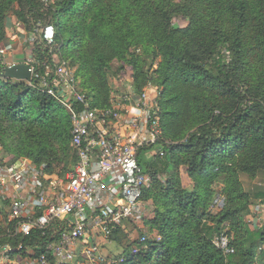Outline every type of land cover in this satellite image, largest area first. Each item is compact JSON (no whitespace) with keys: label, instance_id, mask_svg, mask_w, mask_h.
I'll list each match as a JSON object with an SVG mask.
<instances>
[{"label":"trees","instance_id":"16d2710c","mask_svg":"<svg viewBox=\"0 0 264 264\" xmlns=\"http://www.w3.org/2000/svg\"><path fill=\"white\" fill-rule=\"evenodd\" d=\"M9 15L25 34L41 31L29 43L34 75L75 69L92 108L111 109L109 77L126 69L136 97L156 90L160 140L140 147L137 163L150 176L142 200L153 213L144 224L160 239L133 255L126 249L116 264H264V226L252 230L246 221L251 206L264 205V0H0V42ZM174 18L187 25L174 26ZM5 67L0 60L8 163L24 158L64 177L77 162L69 112L39 80L5 78ZM242 177L263 184L245 190ZM216 199L222 206L212 213ZM222 233L232 254L212 244Z\"/></svg>","mask_w":264,"mask_h":264},{"label":"built area","instance_id":"2783aa9c","mask_svg":"<svg viewBox=\"0 0 264 264\" xmlns=\"http://www.w3.org/2000/svg\"><path fill=\"white\" fill-rule=\"evenodd\" d=\"M42 34L48 44L52 42V27ZM62 65L44 76L34 75L29 65L28 86L39 80L40 90L69 112L77 162L64 177L48 174L28 159L0 164V264H68L76 256V245L92 238V233L107 239L127 222L137 224L146 208L142 196L149 178L138 166L137 153L161 135L148 88L136 97L135 105L113 102L110 110H99L79 91L73 71ZM145 241L142 237L138 244ZM212 244L224 254L233 253L224 233ZM137 252L135 248L131 254ZM81 254L94 264L103 261L95 245Z\"/></svg>","mask_w":264,"mask_h":264},{"label":"rangeland","instance_id":"374dc122","mask_svg":"<svg viewBox=\"0 0 264 264\" xmlns=\"http://www.w3.org/2000/svg\"><path fill=\"white\" fill-rule=\"evenodd\" d=\"M173 1L179 2L180 0ZM172 24L178 27H185L187 25V21L183 18H174ZM21 28L22 25L20 21H18L14 16L9 15L7 17L5 29L6 38L3 42H0V60H2V63L5 64L6 67H10L20 63H27L30 65V62L28 61L30 60L31 56L29 43H32V41L37 37V34H41V31L36 28L30 34H25V31ZM118 66V64H114L113 70L117 69ZM71 70L73 71V73L75 72V69ZM52 71L53 70H51V72ZM48 73H50V71H48ZM109 82L111 86L113 102H117L121 105H127L128 103L135 105V101H137V99L136 94L134 95V92L132 90V81L130 78L129 70L126 69L116 76H110ZM24 83L28 85L27 82ZM147 90L149 91L148 100L149 103H151L150 98L155 97L156 90L153 88H148ZM130 95L133 99L127 102V97H129ZM120 112L123 113L122 109ZM118 120L120 124H123L122 120H120L119 118ZM11 159L12 157L6 154L2 147H0V164L11 162ZM20 159L24 158H19L16 161ZM41 166L44 167L43 165ZM147 176L150 182V176ZM241 180L245 190H250L252 186L263 183L259 179L250 181L246 177H242ZM181 183L184 189L190 190L192 186L191 182L183 172H181ZM145 205L146 208L143 209L142 219H139V222L137 224L128 222L124 224L121 230L118 231L119 233L116 238H112L110 236L106 239L104 236L92 233V238L90 237L86 241L77 244L75 247L77 251L76 256L74 257V260L68 264H94L90 261H87L81 254L84 249H90L92 245H95L98 248V254L103 260L102 262H100V264H111L114 260H117L119 256L121 257L126 249H130L131 252L135 248H138L137 245L142 237H146L148 241L156 240V237H159L158 234L155 231L150 232L148 230V227L144 224V219H150L153 213V210L149 203L145 202ZM221 206V201L219 199H216L214 201V208L212 209V213H216L217 211H219ZM250 209L251 212L254 213V216L251 215L247 217L246 221L252 230H257L258 228L264 226V205L251 206Z\"/></svg>","mask_w":264,"mask_h":264},{"label":"water","instance_id":"95a60500","mask_svg":"<svg viewBox=\"0 0 264 264\" xmlns=\"http://www.w3.org/2000/svg\"><path fill=\"white\" fill-rule=\"evenodd\" d=\"M3 76L18 82L31 81V67L28 64L20 63L3 69Z\"/></svg>","mask_w":264,"mask_h":264},{"label":"crops","instance_id":"0c3cea01","mask_svg":"<svg viewBox=\"0 0 264 264\" xmlns=\"http://www.w3.org/2000/svg\"><path fill=\"white\" fill-rule=\"evenodd\" d=\"M263 184V183H262Z\"/></svg>","mask_w":264,"mask_h":264}]
</instances>
